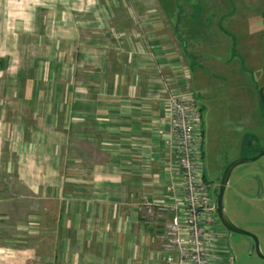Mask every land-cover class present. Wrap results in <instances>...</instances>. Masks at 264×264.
<instances>
[{"label":"crops","instance_id":"crops-1","mask_svg":"<svg viewBox=\"0 0 264 264\" xmlns=\"http://www.w3.org/2000/svg\"><path fill=\"white\" fill-rule=\"evenodd\" d=\"M75 1L0 21V264H163L166 98L197 101L179 3Z\"/></svg>","mask_w":264,"mask_h":264},{"label":"rangeland","instance_id":"rangeland-1","mask_svg":"<svg viewBox=\"0 0 264 264\" xmlns=\"http://www.w3.org/2000/svg\"><path fill=\"white\" fill-rule=\"evenodd\" d=\"M120 1L162 2L172 5V11L176 8L173 5L179 3V13L175 12L179 36L186 50L197 58L193 82L203 116L202 169L207 182H217L229 164L248 154L243 149L248 136H257L264 148V109L260 98L264 87V0ZM70 2L77 1L0 0V21L7 24L10 15H17L18 26L24 29L30 10H34V18L48 16L64 5L69 9ZM234 48L236 57L232 54ZM197 68L203 70L198 73ZM224 204L233 224L259 239L264 255V157L233 170ZM218 221L225 234L224 246L234 256L233 264H264L256 252L250 253L249 237L229 232L219 217Z\"/></svg>","mask_w":264,"mask_h":264},{"label":"built area","instance_id":"built-area-1","mask_svg":"<svg viewBox=\"0 0 264 264\" xmlns=\"http://www.w3.org/2000/svg\"><path fill=\"white\" fill-rule=\"evenodd\" d=\"M166 114L175 154L171 189L180 194L165 225L159 254L163 264H233L234 256L218 238L216 197L204 179L203 121L195 98L169 92Z\"/></svg>","mask_w":264,"mask_h":264},{"label":"water","instance_id":"water-1","mask_svg":"<svg viewBox=\"0 0 264 264\" xmlns=\"http://www.w3.org/2000/svg\"><path fill=\"white\" fill-rule=\"evenodd\" d=\"M260 98L262 100V103L264 104V87L260 90ZM262 157H264V151L260 152L254 158H240V159L235 160L231 164H229L227 166L223 176H222L221 186H220V189H219L218 194H217L216 202H217V213H218V216H219V219H220L222 225L232 233H237V234L244 235V236L251 238L252 242L250 244V253L252 254L254 252V249H256L257 255L261 259L264 260V255L260 249L259 239L255 235H253L252 233H250L246 230L240 229L237 226H235L233 224V222L230 220V218L228 217V215L226 214L225 204H224L225 192H226L227 185L229 183V180H230V177H231L233 170L242 164L257 161Z\"/></svg>","mask_w":264,"mask_h":264},{"label":"flooded vegetation","instance_id":"flooded-vegetation-1","mask_svg":"<svg viewBox=\"0 0 264 264\" xmlns=\"http://www.w3.org/2000/svg\"><path fill=\"white\" fill-rule=\"evenodd\" d=\"M258 137L257 136H255V135H250V136H248L247 137V139H245V141H244V143H243V149L244 150H246L247 148H249L248 150H246V151H248V154L247 155H245V156H242L241 158H254L255 156H257L260 152H262V151H264V148L263 147H261L260 145H259V141H258ZM255 142H257V143H255ZM247 153V152H246ZM227 168V167H226ZM226 168H225V170H226ZM225 170H224V172H225ZM224 174V173H223ZM223 174L220 176V178L218 179V181L217 182H215V183H213L212 185H211V188H212V190L214 191V190H217V192L219 191V189H220V186H221V179H222V176H223ZM214 187V188H213ZM225 228V227H224ZM226 229V228H225ZM227 230V229H226ZM229 231V230H228ZM227 231V232H228ZM230 232V231H229ZM228 236H230V234L228 233ZM250 239V242H252V239L251 238H249ZM259 243H260V241H259ZM254 252H256V249H254ZM257 254V253H256Z\"/></svg>","mask_w":264,"mask_h":264},{"label":"trees","instance_id":"trees-1","mask_svg":"<svg viewBox=\"0 0 264 264\" xmlns=\"http://www.w3.org/2000/svg\"><path fill=\"white\" fill-rule=\"evenodd\" d=\"M235 49H236V48H234L233 53H232L234 57H236V50H235ZM262 106H263V109H264V105H263V104H262ZM201 111H202V109H201ZM201 113H202V112H201ZM248 149H249V148H247L246 150H248ZM246 150H245V151H246ZM205 181L207 182L206 179H205ZM207 183H208V182H207ZM209 184H210V183H209ZM210 185H211V184H210ZM215 193H216V195H215ZM217 194H218L217 191L215 192V191L212 190V195L215 196L216 198H217Z\"/></svg>","mask_w":264,"mask_h":264}]
</instances>
